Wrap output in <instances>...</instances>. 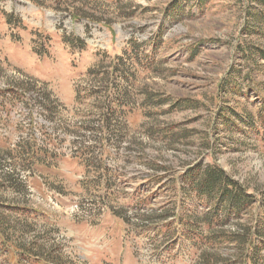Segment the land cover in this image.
Returning a JSON list of instances; mask_svg holds the SVG:
<instances>
[{
	"label": "rangeland",
	"instance_id": "obj_1",
	"mask_svg": "<svg viewBox=\"0 0 264 264\" xmlns=\"http://www.w3.org/2000/svg\"><path fill=\"white\" fill-rule=\"evenodd\" d=\"M250 1L0 0V264H242L235 243L193 246L172 216L210 207L180 189L198 162L253 194L238 223L264 212V75L251 84L240 51L264 49ZM230 109L255 127H225Z\"/></svg>",
	"mask_w": 264,
	"mask_h": 264
},
{
	"label": "trees",
	"instance_id": "obj_2",
	"mask_svg": "<svg viewBox=\"0 0 264 264\" xmlns=\"http://www.w3.org/2000/svg\"><path fill=\"white\" fill-rule=\"evenodd\" d=\"M198 1L200 4L203 2V0ZM250 2L254 4V7L246 13L249 22L247 23L248 33H256L264 37V0H251ZM176 4L169 10V14L176 11ZM240 51L246 63L248 65L251 64V78L247 74V80L250 78L251 84L255 85L256 81L254 78L256 76H252L253 73L261 71L264 75V64L260 63L264 61V49L258 46L245 45L240 47ZM239 72L238 70L237 73ZM228 85L232 87L229 91H239V86L235 80H230ZM232 117L241 124H247L251 129L255 127L254 116L251 113H238L233 109H230L228 114L222 111L218 113V118H220L221 124L225 127L232 126L234 122ZM261 118H264V114H262ZM181 176L180 189L193 192L197 198L209 203L210 206L202 217H198L195 213H192L191 216L180 217V219L179 216H172L173 220H181L180 222L187 225V236L189 240L193 241V246H197L203 241L208 246L235 243L240 253V258L237 259L239 262L242 264H264V255H261V251L264 252V212L262 215H257L254 219L251 217V222L253 223L250 227L247 224L238 223L246 214L250 205L255 202L253 194L248 192L244 185L234 180L223 169L210 163L198 162L190 165ZM260 201V206L264 207V198H261ZM20 209L26 211L25 208ZM199 221H204L207 227L204 235H199L197 232L190 230ZM230 221L235 222L241 228H237L233 232L221 230V227ZM8 223L6 217L0 213L1 244H7L10 240L5 233V227ZM255 240L259 241L258 245L255 244ZM17 248L23 250L21 245ZM26 254L30 255L31 253L27 251ZM222 261H224L222 264H228L226 262L227 259L222 258ZM207 262L211 264L212 260L209 258Z\"/></svg>",
	"mask_w": 264,
	"mask_h": 264
}]
</instances>
